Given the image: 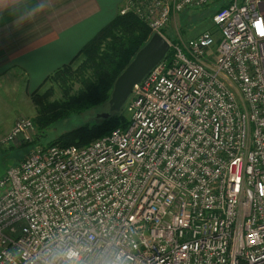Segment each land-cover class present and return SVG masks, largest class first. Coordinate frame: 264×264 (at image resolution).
I'll return each mask as SVG.
<instances>
[{"label":"built area","instance_id":"obj_1","mask_svg":"<svg viewBox=\"0 0 264 264\" xmlns=\"http://www.w3.org/2000/svg\"><path fill=\"white\" fill-rule=\"evenodd\" d=\"M218 0H126L169 43L127 123L37 146L0 179V264H264V0H225L212 30L175 31ZM36 134L15 120L0 149Z\"/></svg>","mask_w":264,"mask_h":264},{"label":"crops","instance_id":"obj_2","mask_svg":"<svg viewBox=\"0 0 264 264\" xmlns=\"http://www.w3.org/2000/svg\"><path fill=\"white\" fill-rule=\"evenodd\" d=\"M125 2L0 0V138L17 118L29 115L21 110L23 96L70 62Z\"/></svg>","mask_w":264,"mask_h":264},{"label":"trees","instance_id":"obj_3","mask_svg":"<svg viewBox=\"0 0 264 264\" xmlns=\"http://www.w3.org/2000/svg\"><path fill=\"white\" fill-rule=\"evenodd\" d=\"M218 2H221V4L213 11L210 20L219 9L227 5L225 0H218ZM204 8H207V6ZM189 9L191 8L185 9L178 15V27L180 26L179 19L181 21L184 19L186 22H189L190 19L193 21L199 19ZM206 16L209 17V15ZM178 33L182 36L179 31ZM163 34L165 35L166 32L163 31ZM151 36L152 32L148 25L135 14L130 12L121 15L118 11L113 19L99 29L80 48L70 62L56 68L44 79V82L47 79L52 80L61 88L63 99L48 101V97L52 93L49 90H46L43 94H37V89L32 92L31 97L37 107V116L32 120L36 134L29 140L21 141L15 146L23 147L31 143H37L45 135L44 130L51 123L64 119L72 113H81L96 106L106 105L108 107V100L115 79ZM169 55L170 51L167 58ZM79 58L82 59L73 68L72 64ZM73 85H78L75 94L71 93ZM107 112L109 113L107 118H99L97 123L82 125L66 131L52 141L47 142L46 145H85L118 127L126 125L128 120L122 111L109 112L108 107ZM15 146L11 144L1 149ZM4 175L5 173L0 179Z\"/></svg>","mask_w":264,"mask_h":264},{"label":"rangeland","instance_id":"obj_4","mask_svg":"<svg viewBox=\"0 0 264 264\" xmlns=\"http://www.w3.org/2000/svg\"><path fill=\"white\" fill-rule=\"evenodd\" d=\"M221 2H214L210 5L207 6V8H204L205 6H201L199 8H191L194 15L199 18L198 20H189V22H186L184 19L180 21V26L178 27V24L176 22V25L174 23H171L169 25L168 30L166 31V35L169 36L170 40H172L175 36L176 33L175 31L177 30L180 32V34L184 38H192L196 35H198L200 32L204 30H212V22L210 20V16L213 13V11L219 7ZM5 11V10H4ZM201 13V15H199ZM180 14V13H179ZM199 15V16H198ZM206 15H209L206 16ZM205 16V17H204ZM204 17V18H203ZM179 18V17H178ZM11 19V18H10ZM6 20L5 22H7ZM82 58H79L78 60L75 61V63L72 64V67H76L77 64L79 63V60ZM71 61V60H70ZM55 70V69H54ZM78 88V85H73L72 87V94L76 93V90ZM37 89V91H36ZM46 90H49L50 95L48 97V101H53V100H61L63 99V92L61 88L55 84L52 80L47 79L45 82L44 80L33 90L36 91L37 94H43ZM26 93L23 97L27 101L26 103L22 102L21 103V110H23L26 114H29L28 116H23L19 118H29L31 120H34V118L37 116V107L34 104V101L31 97L32 92ZM127 102V100H126ZM122 106V110L120 109L119 111H122L124 115H126V110H125V105ZM12 110V109H11ZM20 108L19 110L15 109L12 111H9V114H15L21 111ZM2 112V109L0 110ZM5 111V110H4ZM108 107L106 105L104 106H96L93 107L89 110H86L81 113H72L69 116L65 117L64 119L57 120L56 122L51 123L44 131L45 135L38 140L37 143H31L29 145H25L23 147L15 146L12 148H6V149H0V177L5 173L6 170L14 167L18 161L22 160V158L32 149L37 147L38 145H46L47 142L52 141L55 139L58 135L72 130L76 127L82 126V125H91L94 123H97L99 121V115L102 114L103 112H107ZM6 115V114H5ZM17 118V119H19ZM16 119V120H17Z\"/></svg>","mask_w":264,"mask_h":264},{"label":"water","instance_id":"obj_5","mask_svg":"<svg viewBox=\"0 0 264 264\" xmlns=\"http://www.w3.org/2000/svg\"><path fill=\"white\" fill-rule=\"evenodd\" d=\"M168 50L169 43L165 38L158 33L152 34L115 79L108 100L109 112H118L124 106L134 85L138 84L165 57ZM108 115V112H103L99 118H107Z\"/></svg>","mask_w":264,"mask_h":264}]
</instances>
